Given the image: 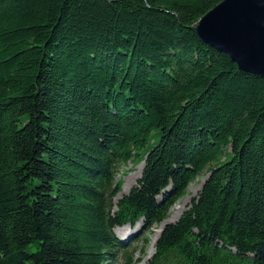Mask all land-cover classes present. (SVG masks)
<instances>
[{"label": "trees", "instance_id": "obj_1", "mask_svg": "<svg viewBox=\"0 0 264 264\" xmlns=\"http://www.w3.org/2000/svg\"><path fill=\"white\" fill-rule=\"evenodd\" d=\"M221 1L0 0V264H136L114 228L205 172L151 264H264V78L191 30Z\"/></svg>", "mask_w": 264, "mask_h": 264}, {"label": "water", "instance_id": "obj_2", "mask_svg": "<svg viewBox=\"0 0 264 264\" xmlns=\"http://www.w3.org/2000/svg\"><path fill=\"white\" fill-rule=\"evenodd\" d=\"M191 30L241 70L264 78V0H222Z\"/></svg>", "mask_w": 264, "mask_h": 264}, {"label": "rangeland", "instance_id": "obj_3", "mask_svg": "<svg viewBox=\"0 0 264 264\" xmlns=\"http://www.w3.org/2000/svg\"><path fill=\"white\" fill-rule=\"evenodd\" d=\"M145 166H146V162L142 161L138 164L129 163L125 167H121L119 169L118 175H117V181L122 182V191L119 194V197H121L123 194L128 193L134 186L138 184V181L143 176ZM208 176H209V173L205 172L204 175H202L195 182L190 184L188 191H187L188 194L181 200L177 199L176 202L169 208V215L167 219L163 221L161 224L153 228V230L148 235L147 241H144L147 230L142 228L143 222H139L136 225H127L123 227H118L115 229L116 235L121 240L126 241L127 235L130 232L134 231L133 235L140 234L136 238L138 240L132 245L137 249H142V247L145 246L144 250H145L146 256H149L151 249H153L154 243L156 245V241L159 238V235L161 234L162 229L167 227V225L178 222L181 219L183 213L189 208V205L191 204L192 200L195 197H197L198 193L202 189V186L204 182L207 180ZM116 200H118V198ZM159 200H162L161 196ZM155 245H154L153 250H155ZM136 256L140 258L141 256L140 251L139 253H136ZM145 257L141 259L142 260L141 262L145 260Z\"/></svg>", "mask_w": 264, "mask_h": 264}, {"label": "bare ground", "instance_id": "obj_4", "mask_svg": "<svg viewBox=\"0 0 264 264\" xmlns=\"http://www.w3.org/2000/svg\"><path fill=\"white\" fill-rule=\"evenodd\" d=\"M173 217H174V216H173ZM171 219H173V218H171ZM154 245H155V243H154ZM154 245H153V249H154ZM153 249H151L150 255L147 256L146 262L143 263V264H147L148 260L153 256V254H154V252H155V250H153Z\"/></svg>", "mask_w": 264, "mask_h": 264}]
</instances>
